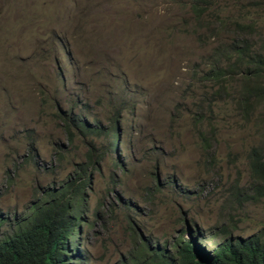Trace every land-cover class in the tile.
I'll return each instance as SVG.
<instances>
[{
    "label": "rangeland",
    "instance_id": "obj_1",
    "mask_svg": "<svg viewBox=\"0 0 264 264\" xmlns=\"http://www.w3.org/2000/svg\"><path fill=\"white\" fill-rule=\"evenodd\" d=\"M184 1L0 0L1 237L70 184L83 191L76 264H142L139 239L172 252L183 234L208 253L226 237L264 240L248 165L264 152V103L245 117L235 72L215 93L207 72L226 48L180 27ZM211 1L254 22L246 38L264 52V0Z\"/></svg>",
    "mask_w": 264,
    "mask_h": 264
},
{
    "label": "trees",
    "instance_id": "obj_2",
    "mask_svg": "<svg viewBox=\"0 0 264 264\" xmlns=\"http://www.w3.org/2000/svg\"><path fill=\"white\" fill-rule=\"evenodd\" d=\"M182 3L189 20L181 22L180 27L191 22L196 35L208 32L202 40H217L226 48L221 59L214 58L210 62L206 79L216 85L215 93H226L229 86L222 79L228 72L244 76L246 86L242 88L239 104L241 112L250 118L264 103V52L255 51L246 38L255 30L254 22L246 23L241 18L228 20L220 14V8L213 7L211 0H185ZM197 109L200 110V106ZM204 118L198 115L197 125H203ZM71 123H77L75 126L84 133L97 131V128L91 129L83 117L76 122L71 120ZM207 124L211 125L209 121ZM198 136L208 150L207 137L202 132ZM249 153V171L257 182L254 193L264 197V152L252 148ZM232 189L237 192L234 186ZM80 190L69 184L62 192L48 193L45 199L33 205L34 210L27 220L15 223L11 233L0 236V264H70L71 261L76 264L74 256H70L75 250L70 248L77 231ZM66 192L73 194L67 196ZM249 198L253 199V196ZM139 253L142 264H264V240L259 236L226 237L212 253H208L197 241L184 238L182 234L174 242L172 252L167 246L152 249L149 241L139 239Z\"/></svg>",
    "mask_w": 264,
    "mask_h": 264
},
{
    "label": "clouds",
    "instance_id": "obj_3",
    "mask_svg": "<svg viewBox=\"0 0 264 264\" xmlns=\"http://www.w3.org/2000/svg\"><path fill=\"white\" fill-rule=\"evenodd\" d=\"M189 239V238H188Z\"/></svg>",
    "mask_w": 264,
    "mask_h": 264
}]
</instances>
